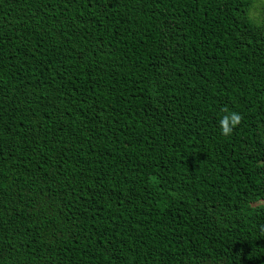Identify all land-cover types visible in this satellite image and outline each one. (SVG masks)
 Returning a JSON list of instances; mask_svg holds the SVG:
<instances>
[{"label": "trees", "instance_id": "16d2710c", "mask_svg": "<svg viewBox=\"0 0 264 264\" xmlns=\"http://www.w3.org/2000/svg\"><path fill=\"white\" fill-rule=\"evenodd\" d=\"M0 264H264V0H0Z\"/></svg>", "mask_w": 264, "mask_h": 264}, {"label": "clouds", "instance_id": "9594fccd", "mask_svg": "<svg viewBox=\"0 0 264 264\" xmlns=\"http://www.w3.org/2000/svg\"><path fill=\"white\" fill-rule=\"evenodd\" d=\"M241 122V115L238 112L231 111L224 115L219 120L220 131L223 135H230L233 128Z\"/></svg>", "mask_w": 264, "mask_h": 264}]
</instances>
